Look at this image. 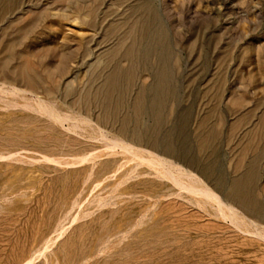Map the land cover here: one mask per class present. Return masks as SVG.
<instances>
[{
    "label": "rangeland",
    "instance_id": "374dc122",
    "mask_svg": "<svg viewBox=\"0 0 264 264\" xmlns=\"http://www.w3.org/2000/svg\"><path fill=\"white\" fill-rule=\"evenodd\" d=\"M0 264H264V0H0Z\"/></svg>",
    "mask_w": 264,
    "mask_h": 264
},
{
    "label": "bare ground",
    "instance_id": "6f19581e",
    "mask_svg": "<svg viewBox=\"0 0 264 264\" xmlns=\"http://www.w3.org/2000/svg\"><path fill=\"white\" fill-rule=\"evenodd\" d=\"M126 55L132 59L137 57V52L132 48L128 49ZM159 70V69H158ZM132 78V71H123L119 67L115 68V71L107 78L106 83L102 89L101 96L103 97V101L105 106L108 107L113 103V96L115 92H118V98L114 101V108L119 109L124 102V86L123 80H130ZM170 73L167 69L165 63L162 65V69L159 72L158 76V84H157V92L156 98L154 101L156 114L160 116L161 107L163 105L165 95L170 90ZM134 109L136 111V115L140 116L144 112V103H143V94L139 93L134 104ZM129 118H124L121 125L122 132H131L134 138V142L137 144H142V138L137 127L129 128ZM203 145V144H202ZM168 154H173L174 151L170 145L167 146ZM201 148V146H200ZM116 149V148H115ZM141 154V153H140ZM179 169V168H178ZM181 170V169H180ZM256 176L255 170L251 167L242 177L236 179L233 183L231 195L236 198L247 210L258 209L259 205L251 196L250 188L253 180ZM191 186V185H190ZM261 206V205H260ZM260 213V212H259ZM241 220V219H240Z\"/></svg>",
    "mask_w": 264,
    "mask_h": 264
}]
</instances>
